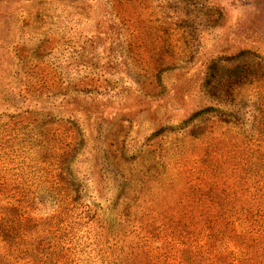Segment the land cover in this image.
<instances>
[{"label": "rangeland", "instance_id": "1", "mask_svg": "<svg viewBox=\"0 0 264 264\" xmlns=\"http://www.w3.org/2000/svg\"><path fill=\"white\" fill-rule=\"evenodd\" d=\"M10 126L70 143L59 160L93 217L80 233L129 214V243L139 221L247 201L264 134V0H0V144ZM23 155L0 160L10 185L28 173ZM29 173L43 191L44 172Z\"/></svg>", "mask_w": 264, "mask_h": 264}, {"label": "trees", "instance_id": "2", "mask_svg": "<svg viewBox=\"0 0 264 264\" xmlns=\"http://www.w3.org/2000/svg\"><path fill=\"white\" fill-rule=\"evenodd\" d=\"M17 135L12 126L6 135L2 134L0 160L9 155L4 162L8 165L10 155L21 151V163L28 173L14 178L11 185V178L0 177V264H193L195 255L205 260L200 264H264V134H259V143L253 150L256 159L246 169L255 176L247 201L239 198L227 207L224 198H212L211 206L217 210L209 212V206L199 209V221L193 217L195 208L189 209L196 222L185 209L176 217L169 215L168 222L160 218L157 225V218L148 225L139 221L129 231L136 230L137 240L129 243H125L129 214H124L125 219L123 215L118 217V227L100 225L96 230L80 233L82 218L91 216L79 210L80 193L75 177L64 173L65 162L59 160L68 152L70 143L65 145L68 149H63L56 140L50 143V139L39 138L32 129ZM30 149L35 152L34 163L24 162ZM36 166L44 172L37 176V183L43 188L37 193L30 189L34 180L29 173ZM9 185L11 189L6 188ZM45 196L52 211L39 215L38 206L45 205ZM197 201L202 202L200 198ZM191 225H200L199 231H189ZM90 232L94 237H89ZM200 235L205 244L199 245Z\"/></svg>", "mask_w": 264, "mask_h": 264}]
</instances>
